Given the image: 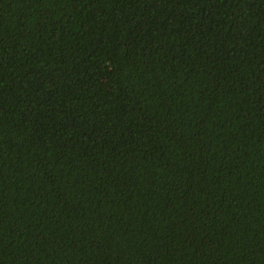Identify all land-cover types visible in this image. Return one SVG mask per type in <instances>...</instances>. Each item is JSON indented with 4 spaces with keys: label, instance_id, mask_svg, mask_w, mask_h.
Here are the masks:
<instances>
[{
    "label": "trees",
    "instance_id": "obj_1",
    "mask_svg": "<svg viewBox=\"0 0 264 264\" xmlns=\"http://www.w3.org/2000/svg\"><path fill=\"white\" fill-rule=\"evenodd\" d=\"M0 264H264V0H0Z\"/></svg>",
    "mask_w": 264,
    "mask_h": 264
}]
</instances>
